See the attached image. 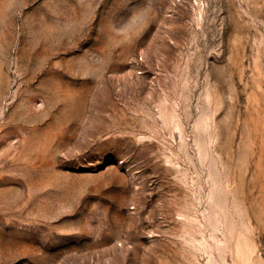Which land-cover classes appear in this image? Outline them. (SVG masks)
I'll list each match as a JSON object with an SVG mask.
<instances>
[{"label":"rangeland","instance_id":"374dc122","mask_svg":"<svg viewBox=\"0 0 264 264\" xmlns=\"http://www.w3.org/2000/svg\"><path fill=\"white\" fill-rule=\"evenodd\" d=\"M0 264H264V0H0Z\"/></svg>","mask_w":264,"mask_h":264}]
</instances>
